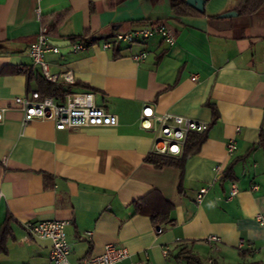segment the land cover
I'll return each mask as SVG.
<instances>
[{"label":"crops","instance_id":"obj_1","mask_svg":"<svg viewBox=\"0 0 264 264\" xmlns=\"http://www.w3.org/2000/svg\"><path fill=\"white\" fill-rule=\"evenodd\" d=\"M242 3L204 0L199 11L186 0H0V231L9 230L0 264H49L51 241L27 235L23 224L56 220L69 222L72 264L106 244L128 252L115 264H195L187 256L264 264V5L247 15ZM154 24L169 27L172 45L159 36L114 42ZM43 28L50 42H64L45 55L50 72L74 81H59L63 92L48 97L62 104L68 93H91L95 106L117 116L115 126L23 125L13 98L46 91L27 52ZM86 36L91 44L73 51L71 40ZM141 52L143 60L132 58ZM146 106L207 125L182 169L145 161L159 135L157 124L140 125ZM160 199L172 205L170 224L155 227L138 208ZM209 235L220 238L216 249ZM239 240L257 251L242 256ZM185 246L190 253L179 255Z\"/></svg>","mask_w":264,"mask_h":264},{"label":"built area","instance_id":"obj_2","mask_svg":"<svg viewBox=\"0 0 264 264\" xmlns=\"http://www.w3.org/2000/svg\"><path fill=\"white\" fill-rule=\"evenodd\" d=\"M40 1V0H37ZM37 18L40 17V10H36ZM153 36H159L167 45L174 43V35L168 26L164 24H154L149 27L134 29L127 32L117 33L114 36V42L134 43L145 40ZM91 38L87 37L83 41L71 44L73 51L83 50L91 44ZM104 48L111 47V43L107 42ZM28 55L33 64L37 65L44 79L51 84H58L59 81L73 83L70 72L57 75L52 74L49 70L45 55L48 52L57 53L58 47L52 44L48 38V32L45 28L41 29L35 40L29 44ZM146 57L145 52L135 54L132 58L141 61ZM193 76L191 80H195ZM14 106L23 114L22 123L27 124L34 119H50L54 123L56 130L78 129L87 127H108L115 126L118 122L117 116L107 113L103 108L97 107L93 102L91 93H68L62 104L56 103L52 97H41L38 92L31 93L30 97L13 98ZM3 118L2 110H0V121ZM153 124L159 126V135L155 141L153 153L160 155H179L181 154L186 142V138L190 133H202L207 129L204 123L196 122L181 116L166 114L164 116H155L153 108L146 106L142 110L140 125L144 129H153ZM228 154H232L235 150L234 141H229L226 145ZM206 189H200L196 200L201 201ZM236 194V188L233 185L230 195ZM1 196V193H0ZM68 221H46L33 223L31 221L24 222L23 229L29 236H34L51 241V249L49 252V264H72L68 261L69 246L66 239L65 227ZM212 249H216V244L220 242V238L216 235H209L205 239ZM240 254H253L257 250L248 245L246 242L239 240L236 246ZM163 255L168 254V248L163 249ZM128 257L125 248L114 244H106L101 254L89 256L75 264H115ZM209 263L212 260H208Z\"/></svg>","mask_w":264,"mask_h":264},{"label":"trees","instance_id":"obj_3","mask_svg":"<svg viewBox=\"0 0 264 264\" xmlns=\"http://www.w3.org/2000/svg\"><path fill=\"white\" fill-rule=\"evenodd\" d=\"M262 5H264V0H243L241 9L245 14L251 15L254 12H256ZM86 37H80L76 40L73 39L71 40V42L83 41L85 40ZM46 83L47 86L44 95L39 94L41 97H46L50 94H55V93L61 94L63 92L60 89V86H57L56 84H51L47 81ZM204 139H205V132L201 134H189L185 142L184 151L179 158L171 157L168 155L151 153L145 158V161L149 164H152L156 168H161L164 166H173L182 169L186 158L191 153H194L199 149ZM171 207H172L171 204L160 199L149 207L138 208V211L141 214L148 215L153 225H155V227H162L170 224V221L168 220V212L171 209ZM8 234H9V230L7 229L6 225H4V227L0 231V252L4 251L5 249V240ZM184 253L187 254L190 253L189 247L185 246L180 249L179 255H182ZM241 255L243 256L244 254ZM185 258L189 261H192L195 264H202L199 260L191 256H187ZM212 264H216V263H214L213 261ZM238 264H261V263L258 261H252V262H241Z\"/></svg>","mask_w":264,"mask_h":264},{"label":"water","instance_id":"obj_4","mask_svg":"<svg viewBox=\"0 0 264 264\" xmlns=\"http://www.w3.org/2000/svg\"><path fill=\"white\" fill-rule=\"evenodd\" d=\"M186 2H187V4H189L190 6L196 8L199 11H201L203 9L204 0H186ZM231 15H234V13L231 12V13L224 14V16H231ZM51 43L54 44L55 46H59V45H61L64 42L52 41Z\"/></svg>","mask_w":264,"mask_h":264},{"label":"rangeland","instance_id":"obj_5","mask_svg":"<svg viewBox=\"0 0 264 264\" xmlns=\"http://www.w3.org/2000/svg\"><path fill=\"white\" fill-rule=\"evenodd\" d=\"M201 256L202 257H205V253L204 252H201ZM262 257H264V256H262ZM204 264H207V258H204V259H202L201 260ZM179 264H186V260L185 259H181L180 261H179Z\"/></svg>","mask_w":264,"mask_h":264}]
</instances>
